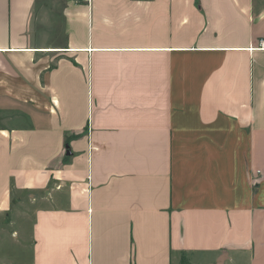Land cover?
Returning <instances> with one entry per match:
<instances>
[{
	"label": "crops",
	"instance_id": "0c3cea01",
	"mask_svg": "<svg viewBox=\"0 0 264 264\" xmlns=\"http://www.w3.org/2000/svg\"><path fill=\"white\" fill-rule=\"evenodd\" d=\"M261 40L264 0H0V264H264Z\"/></svg>",
	"mask_w": 264,
	"mask_h": 264
},
{
	"label": "rangeland",
	"instance_id": "374dc122",
	"mask_svg": "<svg viewBox=\"0 0 264 264\" xmlns=\"http://www.w3.org/2000/svg\"><path fill=\"white\" fill-rule=\"evenodd\" d=\"M5 238H7L6 239V243H7V255L10 257V258H12L13 256H14V258H15V255H16V253H14V251H15V247L12 245V244H10V242H11V240L13 239V235L11 234V231L10 232H8V235H6V236H4ZM12 243H14V242H12ZM12 264H14V263H12Z\"/></svg>",
	"mask_w": 264,
	"mask_h": 264
},
{
	"label": "built area",
	"instance_id": "2783aa9c",
	"mask_svg": "<svg viewBox=\"0 0 264 264\" xmlns=\"http://www.w3.org/2000/svg\"><path fill=\"white\" fill-rule=\"evenodd\" d=\"M260 42H261V44H262V46H263V45H264V40H261Z\"/></svg>",
	"mask_w": 264,
	"mask_h": 264
},
{
	"label": "water",
	"instance_id": "95a60500",
	"mask_svg": "<svg viewBox=\"0 0 264 264\" xmlns=\"http://www.w3.org/2000/svg\"><path fill=\"white\" fill-rule=\"evenodd\" d=\"M217 264H221V263L219 262V263H217Z\"/></svg>",
	"mask_w": 264,
	"mask_h": 264
}]
</instances>
